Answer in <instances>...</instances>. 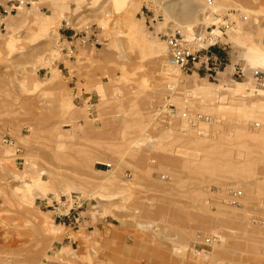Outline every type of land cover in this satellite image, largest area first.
I'll return each instance as SVG.
<instances>
[{"label": "rangeland", "instance_id": "obj_1", "mask_svg": "<svg viewBox=\"0 0 264 264\" xmlns=\"http://www.w3.org/2000/svg\"><path fill=\"white\" fill-rule=\"evenodd\" d=\"M30 1L0 0V264H264V0ZM212 12L217 46L169 65Z\"/></svg>", "mask_w": 264, "mask_h": 264}, {"label": "built area", "instance_id": "obj_2", "mask_svg": "<svg viewBox=\"0 0 264 264\" xmlns=\"http://www.w3.org/2000/svg\"><path fill=\"white\" fill-rule=\"evenodd\" d=\"M32 1L30 0H5V8L8 12H16L25 8L27 5H31ZM213 6V0H207V7L211 9ZM212 14L207 15V17H211L209 23V27L199 32L197 35L193 36L190 39H187L180 34H174L167 38L166 40V48H167V62L169 65L174 66L178 69H188L197 62H200L201 58L199 53L204 49L208 50L217 46V33L220 28H226L227 26L232 24L230 18L228 16H223L219 20L216 21V17ZM264 42V38H263ZM203 45H207L205 48H202ZM206 57V58H205ZM203 65L208 66L206 60L207 56H204ZM253 76L256 80H260L262 75L259 74V71H254ZM179 115L176 112L175 108L170 104H166L163 107L160 106L155 109L154 114H156L155 121L160 125H170L171 121L174 119H182L186 122L187 126L195 127L198 122L210 123L212 118L210 116L201 115L197 113L190 114L188 111L181 112ZM242 196V192L240 190L229 189L228 197L230 204L239 205L240 198ZM54 202H58L60 204L61 197H51ZM52 201V200H51ZM62 205L67 207L68 210L71 208L77 209L80 208L83 201L80 196L75 193H70L67 197H64ZM69 213H60L62 216H67ZM206 245L210 246L211 244L218 241V237L216 235H212L206 237L205 239Z\"/></svg>", "mask_w": 264, "mask_h": 264}, {"label": "bare ground", "instance_id": "obj_3", "mask_svg": "<svg viewBox=\"0 0 264 264\" xmlns=\"http://www.w3.org/2000/svg\"><path fill=\"white\" fill-rule=\"evenodd\" d=\"M179 1H182V3H181V5H180V10H179V15H180V17H182L183 19H185V18H188V17H190V15H191V12H192V2H193V0H179ZM197 2H200V0H196ZM213 3H214V0H213ZM213 7V6H212ZM212 7H211V10H212ZM174 8H175V6L174 5H171V6H167L166 7V9L168 10V11H172L173 12V10H174ZM213 13H215V12H213ZM210 21V20H209ZM219 33V32H218ZM187 39H190V38H188L187 37ZM168 102H165L163 105H162V107L164 106V105H166ZM179 113V112H178ZM190 114H193V112H189ZM180 114H182V113H179V115ZM197 114H199V113H197ZM201 115H203V114H201ZM182 120V119H181ZM184 121V120H183ZM172 122H173V120L171 121V124H172ZM198 123H201V122H198ZM170 124V125H171ZM163 126H169V125H163ZM151 145V144H150ZM108 161V160H107ZM43 175H46V172L44 171L43 172ZM242 192V191H241ZM218 237V236H217ZM218 241H219V237H218Z\"/></svg>", "mask_w": 264, "mask_h": 264}, {"label": "crops", "instance_id": "obj_4", "mask_svg": "<svg viewBox=\"0 0 264 264\" xmlns=\"http://www.w3.org/2000/svg\"><path fill=\"white\" fill-rule=\"evenodd\" d=\"M200 64V62H198V65ZM179 129L180 128H177V129H173L174 130V133H175V135L177 134L178 135V137L176 138V136L174 135V137L173 138H176L175 140H177V141H184V140H186V139H184V137L183 138H181L179 135L181 134L182 135V133H180V131H179ZM188 144V141L186 140V143L184 144L185 146Z\"/></svg>", "mask_w": 264, "mask_h": 264}]
</instances>
